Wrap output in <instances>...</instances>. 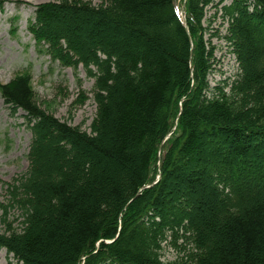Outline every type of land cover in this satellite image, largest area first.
<instances>
[{
    "label": "trees",
    "instance_id": "obj_1",
    "mask_svg": "<svg viewBox=\"0 0 264 264\" xmlns=\"http://www.w3.org/2000/svg\"><path fill=\"white\" fill-rule=\"evenodd\" d=\"M224 1L34 6V44L93 79L96 114L86 133L37 104L29 73L0 83L31 133L7 186L22 227L0 249L18 264H264V0ZM218 14L239 75L210 89ZM89 21L108 34L82 39ZM167 242L180 255L163 262Z\"/></svg>",
    "mask_w": 264,
    "mask_h": 264
},
{
    "label": "rangeland",
    "instance_id": "obj_2",
    "mask_svg": "<svg viewBox=\"0 0 264 264\" xmlns=\"http://www.w3.org/2000/svg\"><path fill=\"white\" fill-rule=\"evenodd\" d=\"M58 0H0V83H7L16 75L29 73L37 104L56 119L90 133V125L96 114L93 100V79L88 77L82 67L73 69L62 66L44 52H40L32 40L27 26L34 17V6ZM92 6H99L105 0H83ZM230 0L218 5H229ZM213 7L206 8L204 26L208 25L214 13ZM17 19V20H14ZM227 23L220 14L211 21L205 33L219 31L220 38H213L215 47L214 61L207 80L210 89L229 80L231 83L239 69L232 48L222 37L226 34ZM80 37L86 38L87 32L108 34L95 29L91 22L83 25ZM209 32V33H208ZM115 40V39H113ZM227 90V89H226ZM22 110L12 112L0 94V233L7 227L19 231L22 227L21 211L12 201L7 186L22 176L28 168L27 154L31 133L26 127ZM49 149L48 143L45 144ZM70 158V157H68ZM196 200L200 194L195 193ZM181 240H178V244ZM180 255L170 242L162 245L161 260L169 262ZM0 264H18L4 249H0Z\"/></svg>",
    "mask_w": 264,
    "mask_h": 264
}]
</instances>
